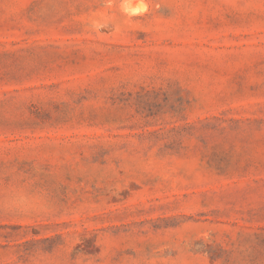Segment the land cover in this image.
<instances>
[{
  "label": "rangeland",
  "instance_id": "1",
  "mask_svg": "<svg viewBox=\"0 0 264 264\" xmlns=\"http://www.w3.org/2000/svg\"><path fill=\"white\" fill-rule=\"evenodd\" d=\"M0 264H264V0H0Z\"/></svg>",
  "mask_w": 264,
  "mask_h": 264
},
{
  "label": "clouds",
  "instance_id": "2",
  "mask_svg": "<svg viewBox=\"0 0 264 264\" xmlns=\"http://www.w3.org/2000/svg\"><path fill=\"white\" fill-rule=\"evenodd\" d=\"M124 7H125V10L132 9V11H134V12H142L145 10V5L142 3L137 5L135 8H132V6L130 4L125 5Z\"/></svg>",
  "mask_w": 264,
  "mask_h": 264
},
{
  "label": "bare ground",
  "instance_id": "3",
  "mask_svg": "<svg viewBox=\"0 0 264 264\" xmlns=\"http://www.w3.org/2000/svg\"><path fill=\"white\" fill-rule=\"evenodd\" d=\"M132 8H135L134 6H132ZM129 11H131V13L133 12L134 13V11H132V9H128Z\"/></svg>",
  "mask_w": 264,
  "mask_h": 264
}]
</instances>
